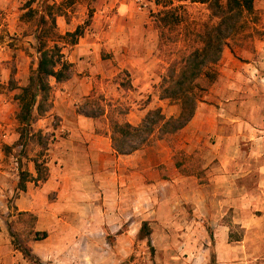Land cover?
<instances>
[{"label":"rangeland","instance_id":"rangeland-1","mask_svg":"<svg viewBox=\"0 0 264 264\" xmlns=\"http://www.w3.org/2000/svg\"><path fill=\"white\" fill-rule=\"evenodd\" d=\"M71 1L0 0V264H43L40 258L37 263L26 259L21 247H30L37 257L35 250L45 247L46 242L34 241V232L46 231L49 238L60 231L58 227L38 230L37 217L17 205L20 174L27 173V186L29 182L38 186L36 163L40 164L43 177L48 176L52 165L51 144L57 137L68 136L61 130L46 131L51 126L57 130L61 124L58 117L50 122L48 111L37 116L27 128L25 145L20 141L16 95L37 68L40 57L37 38L46 41L49 48L55 44L61 46L67 59L76 45H83L75 56L84 72L78 74L73 64L74 75L86 82L90 92L77 104L78 111H102L103 115L96 118L99 131L112 137L115 122H128L138 115L142 124L158 109L167 119L180 114L179 103L160 98L168 85L166 81L176 76L182 60L200 47L204 25L217 23L208 5L190 1L131 0L128 14H121L118 7L104 12V0ZM250 20L253 21L249 27L225 48L221 61L214 67L218 77L203 94L199 107L204 103L219 106L212 89L220 75H224L222 69L230 58L235 57L243 64L264 59V0H255ZM80 27L84 29L83 37L71 45L72 37L67 34ZM243 69V74L248 76V66ZM55 83L52 79V102L58 92ZM243 96L239 105L244 107L238 106L237 110L245 111L246 122L257 129L248 133L249 140L242 146L250 173L247 186L253 194L247 211L250 226L234 224L233 217L237 214L233 212L231 217L224 218L225 222L230 219L229 229L215 227L210 220L203 222L200 210L191 202L192 190H200V181L189 180L186 183L189 202L171 209L162 205L157 208L155 220H145L151 231L149 238L143 233L133 244L122 245L109 232L108 246L94 247V264H264V193L254 196L264 180V81L259 77ZM155 119L153 115L150 117ZM162 125L155 126L151 142L143 148L158 147V142L165 140L181 171L200 178V168L214 156L209 146L212 141L205 139L200 144L198 138H187L180 132L161 136ZM41 200L38 202L42 206L48 205ZM145 209L148 214L150 207ZM145 221L141 220L142 224ZM110 247L114 248V254ZM125 250L127 253L122 258Z\"/></svg>","mask_w":264,"mask_h":264},{"label":"crops","instance_id":"crops-1","mask_svg":"<svg viewBox=\"0 0 264 264\" xmlns=\"http://www.w3.org/2000/svg\"><path fill=\"white\" fill-rule=\"evenodd\" d=\"M104 3V12L118 7L121 14L131 6V0H104ZM81 46L76 45L67 59L78 68V74L84 72L75 56ZM245 65L249 68L248 76L243 74ZM260 69H264V59L243 64L235 57L230 58L222 69L224 75H220L212 89L219 106L201 104L192 122L180 131L187 138H198L200 144L205 139L212 141L208 145L214 156L210 162L200 163V178L181 171L165 140H160L158 147L142 148L130 155L117 154L110 134L99 131L96 118L78 111L77 104L90 92L86 82L74 75L65 83H55L58 92L48 116L50 122L58 117L61 124L57 130L51 126L46 131L61 130L68 136L57 137L51 144L52 165L47 179L39 180L38 186L26 184L17 202L20 210L37 217L38 230L60 228L58 234L43 241L45 247L35 250L42 263L94 264V247L108 246L109 232L118 243L133 244L139 236L141 220H155L158 207L164 205L171 209L190 201L186 188L189 180L200 181V190H192L191 202L200 210L203 222L210 220L215 227L229 229L230 219L225 222L224 218L231 217L233 212L237 214L233 217L234 224L249 227L247 211L253 194L247 186L250 173L242 146L249 140L248 133L257 129L246 122L245 111H238L237 107L241 106L239 98L244 97L250 84L257 83L259 77L263 83L264 72ZM135 118L128 122L138 126L141 117ZM263 187L264 180L254 196H262ZM41 198V203L47 206L38 202ZM147 206L150 207L148 214L145 213ZM110 249L114 254V248ZM126 253L125 250L122 258Z\"/></svg>","mask_w":264,"mask_h":264},{"label":"trees","instance_id":"trees-1","mask_svg":"<svg viewBox=\"0 0 264 264\" xmlns=\"http://www.w3.org/2000/svg\"><path fill=\"white\" fill-rule=\"evenodd\" d=\"M177 2H194L206 4L217 20L216 24H205L200 33V47L191 51L180 63L176 76L170 77V81L161 99H168L180 104V114L176 117L167 119L160 109L150 113L148 117L138 126L129 122H115L113 124L112 144L114 150L119 155H130L137 150L148 145L152 140L155 126L159 123L161 136L175 134L183 130L195 117L203 94L215 83L218 73L214 67L221 61L223 52L229 47L230 41L249 27L253 20H250L254 13L255 0H175ZM73 2V0L71 1ZM31 14V13H30ZM47 23V20H43ZM55 19L52 25L55 26ZM84 29L78 28L74 33H68L72 37L71 45H76L84 35ZM38 53L40 54L37 68L31 73L28 84L21 87L16 100L19 104L17 120L20 123L22 145H25L24 138L27 135V128L32 125L35 118L42 116L51 110L53 102L51 99L53 87L51 80L62 84L69 81L74 75V65L70 63L63 49L58 44L48 47L46 41L38 37ZM175 67L172 69L173 75L176 74ZM18 88V87H16ZM79 112L90 118H97L103 112L93 111L85 113ZM155 120H150L151 116ZM37 180H46L40 164L36 163ZM27 173L20 174L19 190H26ZM145 234L149 238L151 231L149 223L144 222L139 235ZM48 232L35 231L34 241H42L48 238ZM24 257L30 262H38V257L33 254L30 247H21L20 250Z\"/></svg>","mask_w":264,"mask_h":264}]
</instances>
